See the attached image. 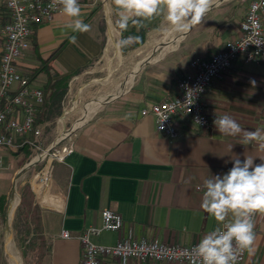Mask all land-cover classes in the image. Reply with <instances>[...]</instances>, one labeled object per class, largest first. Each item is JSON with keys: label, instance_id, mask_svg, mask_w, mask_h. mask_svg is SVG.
Returning <instances> with one entry per match:
<instances>
[{"label": "crops", "instance_id": "1", "mask_svg": "<svg viewBox=\"0 0 264 264\" xmlns=\"http://www.w3.org/2000/svg\"><path fill=\"white\" fill-rule=\"evenodd\" d=\"M251 1L242 0L246 5L238 8L230 0H211L202 23L181 39L183 53L163 56L149 53L120 94L98 103L99 98H95L90 103L96 104L74 130L73 151L56 165L54 184L40 204L39 225L32 234L33 238H39L35 246L40 252L39 264H81L80 237L88 228L102 226V213L106 210L121 215L124 226L119 232H104L93 238L94 243L104 246H114L132 237L192 247L216 226L200 207L205 190L203 181L211 175L226 173L236 157L243 161L245 156H252L254 164L261 163L264 150L255 142L241 144L240 136L220 134L213 121L227 114L242 129L264 130V63H245L239 59L213 82L204 97L211 124L207 130L199 129L186 117H178L180 137L170 141L157 132L155 119L143 117L141 112L174 98L178 94V81L188 73L193 60L210 59L226 43L242 36ZM78 2L80 19L90 30L73 32L68 27L72 19L60 13L51 23L36 29L31 49L18 66L26 76L40 66L41 60L59 53L53 71L61 77H72L69 97L76 82L96 73L94 69L107 53H120L117 45L123 34L143 31L147 39H152L166 26L163 17H158L145 21L146 26L139 31L130 24L127 31L121 32L116 25L113 2L109 12L101 0ZM262 19L264 26V13ZM174 33L167 37L170 42ZM73 35L77 37L75 43L70 42ZM111 35L115 46L108 51ZM2 52L0 38V61ZM43 75L45 79L40 80ZM47 80L43 73L34 85L43 90ZM87 90L88 86L81 85L71 98L81 101ZM6 156L10 160V154L4 152ZM9 168L10 163L5 174L0 170L4 182H8ZM3 195L0 193V198ZM64 232L70 234L69 239L62 238ZM254 232V244L252 251H247L245 264H264V214H258ZM17 258L11 255L10 264H19ZM103 264L118 262L108 260ZM129 264L177 263L133 260Z\"/></svg>", "mask_w": 264, "mask_h": 264}, {"label": "built area", "instance_id": "2", "mask_svg": "<svg viewBox=\"0 0 264 264\" xmlns=\"http://www.w3.org/2000/svg\"><path fill=\"white\" fill-rule=\"evenodd\" d=\"M101 1L109 12L112 0ZM50 3L51 0H0V38L3 40L0 61V170L4 165V152L15 154L24 146L33 151L42 147L44 128L39 124V115L45 104L44 91L23 75L18 66L31 49L36 29L51 23L56 15L62 13L59 5L55 9L49 8ZM263 13L264 0H252L242 25V36L226 43L210 59L193 60L188 73L178 81V94L141 112L143 117L155 119L159 134L170 141L177 140L180 137L176 126L178 117L190 119L201 130L211 127L204 97L213 82L239 59L245 63H264ZM72 151L73 143L57 151L50 159L51 163H63ZM43 159L40 156L32 162L39 160L40 163ZM257 219L258 214L254 216L255 224ZM102 220L101 227L88 228L80 237L81 264H103L108 260L118 264H129L133 260L192 264L195 246L168 245L132 237L114 246L98 245L94 243V237L104 232H119L124 226L122 216L110 210L102 213ZM62 238L69 239L70 234L64 232ZM246 257L247 251L240 253L237 264H245Z\"/></svg>", "mask_w": 264, "mask_h": 264}, {"label": "clouds", "instance_id": "3", "mask_svg": "<svg viewBox=\"0 0 264 264\" xmlns=\"http://www.w3.org/2000/svg\"><path fill=\"white\" fill-rule=\"evenodd\" d=\"M116 9V25L123 31L129 25L137 31L145 27V21L163 17L169 30L186 33L202 23L211 0H112ZM61 7L64 15L72 19L68 27L73 32H87L90 26L80 19L78 0H51L49 8ZM77 37H70L75 43ZM138 35L121 39L117 47L123 49L139 43ZM255 86V81H251ZM190 96V95H189ZM189 100V97L187 101ZM186 101V102H187ZM216 130L225 136H240V143H257L264 150V130L248 131L231 116L224 114L213 121ZM232 167L224 174L211 175L203 181L204 192L200 207L215 222L193 249L192 264H237L238 256L251 252L255 240L256 214H264V159L254 164L252 156L243 161L236 157Z\"/></svg>", "mask_w": 264, "mask_h": 264}, {"label": "rangeland", "instance_id": "4", "mask_svg": "<svg viewBox=\"0 0 264 264\" xmlns=\"http://www.w3.org/2000/svg\"><path fill=\"white\" fill-rule=\"evenodd\" d=\"M230 1L236 2L238 8H243L246 5V3H243L242 0ZM171 32L172 31H170L166 25L161 27L160 31L154 35L152 39H147L146 37L144 47L142 48L136 49L132 52L130 51V53L129 51L119 49L120 53H118L117 56L114 52L109 53L108 57L104 56L94 69L96 73L83 76L78 82L75 83L71 97H74L81 85L84 87L88 86V90L86 93H84L81 101L73 100L68 96L67 93L62 105V115L56 120L55 123L42 125L44 128L42 147L39 150L31 151V157L25 166L40 156H43L44 159L16 182L15 195L19 196L20 202L15 209V214H13L12 217L10 215V211L15 197L14 196L12 198L14 179L17 173L21 170L20 159L22 157H11L10 155L11 161L9 158H7V156L4 158V165L1 173L5 174L4 172L6 168L9 167V163L10 168L6 172L8 174V182H4V179L0 178V193H4V195L0 198V200H2L0 202V224L2 226H0V264H10L11 255L9 252V246L13 248L16 246L15 251L20 257V264H39L41 262L39 254L40 252H37L36 250L35 252H27V258L25 259L16 244L17 235L14 232V224L17 215L19 212H22L24 217L30 218V212L27 210V207L25 205L21 206L23 190L27 187L29 188L31 200H33L37 206L35 217L32 219L31 223L32 231H36V227L39 225L37 220L39 218L38 214L40 210V204L47 192H49L52 188V185L54 184L55 167L56 165L60 164L59 162L54 161L47 169L48 163L52 156L56 154L57 151H62L73 143L75 135L74 130L78 128L76 126L83 119L82 117L84 115L83 113L85 109L86 114L88 109L93 106L90 103H92L95 98H99L96 100L97 102L103 98H111L110 96L120 94L127 81L132 79V76L135 75L139 66L144 64L143 62L148 57L149 53H156L155 56H163L170 53H183L181 51L182 48L180 47L181 42L173 43L172 48L170 50H166L165 52L167 43L170 42L167 37ZM44 77L45 75L41 76L40 80L45 79ZM65 113H67V116H65ZM62 119L65 120L64 127L61 124ZM51 148L52 150H50ZM8 218L10 230L13 231V238L11 232L6 228ZM30 238L33 237L31 236ZM17 259L19 262V258Z\"/></svg>", "mask_w": 264, "mask_h": 264}, {"label": "trees", "instance_id": "5", "mask_svg": "<svg viewBox=\"0 0 264 264\" xmlns=\"http://www.w3.org/2000/svg\"><path fill=\"white\" fill-rule=\"evenodd\" d=\"M130 35H138L140 37V42L132 44L128 47L123 48L125 51L136 50L144 45L146 39V33L141 31L138 34L135 33H125L122 38H126ZM59 53H55L48 60H41V64L37 69L32 70L26 76L31 82H34L39 75L45 73L48 76V81L43 88L45 95V104L41 109L39 115V124L55 123L56 120L62 115L63 112V102L69 90V83L72 77H61L59 74L53 71V62ZM31 148L29 146H24L18 153L10 154L11 157H22L20 159V169H22L29 161L31 157ZM2 200H0L1 202ZM4 201V200H3ZM2 204V203H1ZM26 206L27 210L30 212V218L24 217L22 212H19L15 219L14 232L17 235L16 244L21 254L26 259L27 252L34 251L35 246L38 242L37 239L30 238L33 234L31 229L32 219L35 217V211L37 209L36 204L31 200V193L29 188L23 190L21 206ZM23 224V225H22Z\"/></svg>", "mask_w": 264, "mask_h": 264}, {"label": "bare ground", "instance_id": "6", "mask_svg": "<svg viewBox=\"0 0 264 264\" xmlns=\"http://www.w3.org/2000/svg\"><path fill=\"white\" fill-rule=\"evenodd\" d=\"M111 27H112V26H111ZM111 30H112L113 35H116V34H114V33H115L114 30H113V29H111ZM175 35H177V36H175ZM184 36H185V33H174L173 36H172V38H171V42L167 45L166 50H170V49L172 48L173 43H176V42L179 43V42L181 41V39H182ZM115 42H116V41H115ZM114 46H115L114 38H113V36L111 35V39H110V44H109V47H108V51L111 49V47H114ZM116 49H117V48H116ZM111 51H112V50H111ZM108 54H109V53H107L106 57H108ZM115 54H116V56H117L118 53H115ZM111 61H112V60H111ZM106 83H107V82H106ZM104 99H105V98H104ZM103 101H104V100H103ZM103 101H102L101 103H99V104L96 106V109H99V108H100V106L103 104ZM95 104H96V103H94L93 106H95ZM87 115H88V113L84 116L85 118H83V119L81 120V122L78 123V125H77L76 127H79V125H81V124L84 122V120L87 118ZM61 124H62L63 127L65 126V120H64V119H62ZM76 127H75V128H76ZM60 130H61V129H60ZM50 164H51V161H49L48 166H47V169L50 167ZM19 202H20V198H19V196H18V195H15L14 200H13L12 205H11V211H10V212H11V213H10L11 217H12L13 214H15L14 212H15V209H16V207L18 206ZM15 248H16V246H15ZM15 248L9 246V252H10V255H14V256H17V257L19 258V264H20V257H19V255L16 253Z\"/></svg>", "mask_w": 264, "mask_h": 264}, {"label": "water", "instance_id": "7", "mask_svg": "<svg viewBox=\"0 0 264 264\" xmlns=\"http://www.w3.org/2000/svg\"><path fill=\"white\" fill-rule=\"evenodd\" d=\"M39 163V160L38 161H34V162H31L30 164H28L27 166H25L24 168H22L18 173L17 175L15 176V179H14V188H13V194H12V197L15 196V193H16V189H15V185H16V182L22 178L23 176H25L31 169H33L37 164ZM7 229L11 232V235H12V238H13V231L10 230V224H9V218L7 220Z\"/></svg>", "mask_w": 264, "mask_h": 264}]
</instances>
